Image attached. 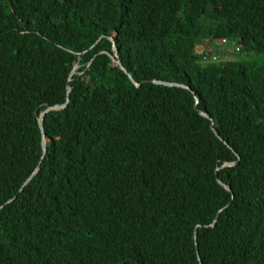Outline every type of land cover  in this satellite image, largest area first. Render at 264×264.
Returning <instances> with one entry per match:
<instances>
[{"label": "trees", "instance_id": "obj_1", "mask_svg": "<svg viewBox=\"0 0 264 264\" xmlns=\"http://www.w3.org/2000/svg\"><path fill=\"white\" fill-rule=\"evenodd\" d=\"M0 264H264V0H0Z\"/></svg>", "mask_w": 264, "mask_h": 264}, {"label": "water", "instance_id": "obj_2", "mask_svg": "<svg viewBox=\"0 0 264 264\" xmlns=\"http://www.w3.org/2000/svg\"><path fill=\"white\" fill-rule=\"evenodd\" d=\"M114 51L116 52V55L112 57L113 61H114L117 65H119V67H120L125 73H127V74L129 75V72L124 68V66H123V64H122V62H121V60H120L119 53H118L116 47H114ZM78 68H79V66H77V67L75 68V70L73 71L72 75H74V74L76 73V71L78 70ZM72 75H71V76H72ZM129 76H130L131 80L133 81V83H134L137 87H140V85L137 84V83L135 82V80H134V78L131 76V74H130ZM148 83L157 84V85H165V86H168V87H184V86H180V85H178V84H174V83H166V82H162V81H148ZM184 88H186V87H184ZM197 104H198V102H197ZM66 107H67V104H66L65 106H58V107H55V109H49L47 112H45V113L42 115V118H41V120H40V128H41V132H42V135H43V152H44L43 160L46 159V156H47V153H48V148H47V146H48V143L51 142V140H48V139L46 138V136H45V132H44L45 117H46L48 114H50V113H52V112H54V111L62 110V109H65ZM200 113H201L204 117L210 119V117H209L207 114L202 113V112H200ZM214 127H215V125L212 124V128H213V129H214ZM217 135H218V134H217ZM218 137L220 138L219 135H218ZM236 164H237V163H232V164H230V167H233V166H235ZM226 166H227V165H225L224 167H226ZM219 181H220V183H221L223 186H226L224 182H222L221 180H219ZM29 183H30V182H29ZM228 189L231 190V188H228ZM219 217H220V213H219L218 216L216 217L214 224L217 223V221L219 220Z\"/></svg>", "mask_w": 264, "mask_h": 264}, {"label": "bare ground", "instance_id": "obj_3", "mask_svg": "<svg viewBox=\"0 0 264 264\" xmlns=\"http://www.w3.org/2000/svg\"><path fill=\"white\" fill-rule=\"evenodd\" d=\"M203 54V53H202ZM209 55V54H208ZM211 57V56H210ZM208 59V58H207ZM221 216V215H220ZM220 219V218H219Z\"/></svg>", "mask_w": 264, "mask_h": 264}]
</instances>
